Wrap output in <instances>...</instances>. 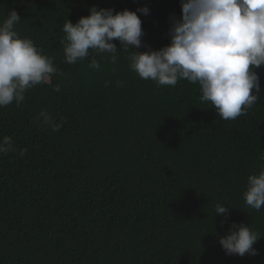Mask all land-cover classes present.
Returning a JSON list of instances; mask_svg holds the SVG:
<instances>
[{
	"label": "trees",
	"instance_id": "16d2710c",
	"mask_svg": "<svg viewBox=\"0 0 264 264\" xmlns=\"http://www.w3.org/2000/svg\"><path fill=\"white\" fill-rule=\"evenodd\" d=\"M93 6H147L141 52L170 44L182 17L181 0H0V22L17 11L15 29L57 68L0 108V142L11 141L0 153V264H264V207L244 200L264 165V65L258 101L224 121L198 83L141 79L118 39L115 63L94 50L66 63L63 26ZM234 222L261 236L255 255L226 254Z\"/></svg>",
	"mask_w": 264,
	"mask_h": 264
},
{
	"label": "clouds",
	"instance_id": "9594fccd",
	"mask_svg": "<svg viewBox=\"0 0 264 264\" xmlns=\"http://www.w3.org/2000/svg\"><path fill=\"white\" fill-rule=\"evenodd\" d=\"M181 3L182 17L170 28V44L159 50L149 47L143 52L136 50L141 47L144 35L137 13L147 15V6L136 11L93 6L89 15L76 23L68 19L64 24L65 62L74 64L94 50L112 54L115 63L118 47L113 41L118 39L126 52L132 50L127 57L129 67L141 79H151L161 86H175L181 79L198 83L201 102H210L224 121L235 120L259 99L261 89L256 69L264 65V0H181ZM21 19L12 10L0 22V108L13 101L19 105L28 89L47 83L57 73L53 58L15 29ZM89 67L99 70L101 65L93 59ZM54 90L59 91V85ZM40 116L53 131L59 130L61 125L54 123L49 114L41 112ZM10 149V138L5 137L0 142V153ZM261 159L264 160V155ZM244 200L257 211L264 207V165L258 174L248 177ZM216 213L226 215L228 206L217 204ZM260 237L249 225L234 222L228 234L220 238V244L228 255H255L254 244Z\"/></svg>",
	"mask_w": 264,
	"mask_h": 264
}]
</instances>
